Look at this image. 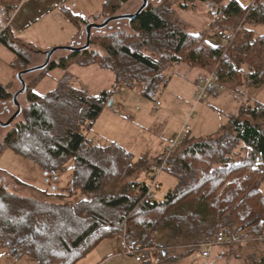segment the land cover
<instances>
[{
	"label": "trees",
	"instance_id": "trees-1",
	"mask_svg": "<svg viewBox=\"0 0 264 264\" xmlns=\"http://www.w3.org/2000/svg\"><path fill=\"white\" fill-rule=\"evenodd\" d=\"M22 1L0 0V5L11 11ZM127 1L102 0V10L90 17L92 21L79 16L73 21L78 28L98 23L100 17L103 22L121 15L119 9ZM148 1L137 16L127 19L130 32L122 28L100 32L107 25L95 29L86 48L72 45L80 49H65L67 54L49 59L24 81L26 105H17L10 115L4 127L11 126L0 147L36 163L45 173L55 172L72 158L71 191L84 192L86 197L48 201L0 186V242L11 256L31 258L34 264H78L109 239L156 248L159 261L153 262L146 251L138 263L157 264L172 258L165 248L183 237L189 245L184 252L191 253L218 232H247L253 237L264 232V104H241L234 116L238 119L215 136L196 139L185 134L167 160L173 183L160 198L156 196L159 181L149 189L147 177L154 168L116 143L101 142L92 132L115 88L124 84L153 101L169 81L165 71L171 64H184L202 74L217 71V81L225 89L264 85V32L255 34L252 27L264 24V0L247 5L237 0H159L157 5ZM207 1L220 6V13L228 16L226 23L242 25L230 41L212 44L206 30L191 32L170 21L175 4L188 10ZM9 26L0 32L3 42ZM15 52L22 65L16 70L21 72L28 68V55ZM75 62L110 70L111 86L90 96L67 77L44 95L33 91L48 69ZM10 96L8 88L0 86L5 108ZM19 114L22 118L13 123ZM164 232L172 243L159 239ZM249 242L264 244L251 240L227 246ZM256 264H264V255Z\"/></svg>",
	"mask_w": 264,
	"mask_h": 264
},
{
	"label": "rangeland",
	"instance_id": "rangeland-1",
	"mask_svg": "<svg viewBox=\"0 0 264 264\" xmlns=\"http://www.w3.org/2000/svg\"><path fill=\"white\" fill-rule=\"evenodd\" d=\"M237 1L247 5L252 0ZM148 2L157 5L159 0ZM101 3L102 0H23L19 5L12 20L15 19L10 21L6 32V42L0 40V86L7 87L11 95L17 93L14 100L12 96L7 99L6 108L0 101V140L11 126L4 127L2 124L8 122L17 105H26L23 93L18 94L21 82L16 79L19 73L16 69L22 65L15 51L28 55L26 67H38L43 64L48 49L64 46L76 36L78 38L72 45H83L87 38L86 26L78 28L73 17L79 16L92 21L90 17L97 16L102 10ZM141 3V0H128L121 5L119 13H132ZM173 7L169 19L174 25L191 32L206 30L212 44L224 42L223 30H217L214 24H210L212 20L206 3L197 4L196 8L188 10H180L176 4ZM102 20L100 17L96 22L100 23ZM252 27L255 34L264 32V24ZM118 28L130 32L127 18L109 22L100 32ZM95 29L98 28L91 26L89 33L94 34ZM95 49L102 52L97 47ZM65 54V49H58L51 54L50 59H57ZM36 72L22 73L21 78L26 82ZM165 74L169 76V81L153 101L134 89H128L124 84L115 88L113 98L111 96L114 102L110 105L119 111H113L107 104L92 124V132L101 138V142L116 143L124 147L134 158L141 157L152 169L161 162L168 139L180 132L184 121L189 126L180 140L185 134L196 139L215 136L233 120L238 119L234 116L238 115L241 104H264V85H243L230 90L217 84V89L207 88L203 99L197 100L196 91L203 86L200 79L211 73L202 74L199 69L184 64H171L166 68ZM197 76L198 80L195 81ZM63 78H67L74 87L84 88L90 96H95L102 89L110 87L113 73L95 63L75 62L66 68L55 66L48 69L34 83L32 89L35 93L44 95L55 90ZM211 89L215 92H210ZM21 118L19 114L13 123ZM72 168L73 159L70 158L55 172L45 173L36 163L24 160L11 150L0 147V186L18 195L56 202H73L85 198L86 193L71 191ZM149 173L151 176L153 171ZM157 181L160 186L156 196L160 198L172 185L173 178L164 169L157 176ZM261 189L264 191V184ZM165 235V232L159 235V239L172 243ZM187 243L183 237L175 245L167 246L165 249L169 250L168 256L172 258L157 264H256L260 256L264 255V244L249 242L232 246L216 245L212 248L210 257L203 259L198 256V250L184 252L189 247ZM123 251V241L103 240L78 264H140L133 256L119 253ZM156 260L159 261L157 258L152 259L153 262ZM0 264H34V260L25 256H11L0 242Z\"/></svg>",
	"mask_w": 264,
	"mask_h": 264
},
{
	"label": "built area",
	"instance_id": "built-area-1",
	"mask_svg": "<svg viewBox=\"0 0 264 264\" xmlns=\"http://www.w3.org/2000/svg\"><path fill=\"white\" fill-rule=\"evenodd\" d=\"M206 5L209 7L210 11V18L212 22L214 23V28L217 30H223V38L224 41H230L236 32L240 31L242 28V25H233L226 23L225 21L228 19V16L226 14L220 13V6L212 1H207ZM19 7V6H18ZM18 7L14 8L11 11H7L2 5H0V32H2L7 25L10 23L14 15L16 14V11ZM255 5L252 2L250 5V8H254ZM218 72H212L209 76H204L200 79V82H202L203 86L199 87L197 89V93L195 94V97L197 100H202L203 97L206 94L207 88H214L217 89L218 85ZM112 104V103H111ZM159 103H157V106ZM109 107L113 111H119L117 108H113L112 105H109ZM192 114L189 115L191 117ZM188 117V118H189ZM189 124L187 121H184L182 128L180 132L172 137L169 138L165 147H164V155L162 157L161 162L154 167L153 174L149 177H147L149 181V185L151 190L154 189L155 184L157 182V176L167 167V160L170 157L171 153L173 150L176 148V146L180 142V137L182 133H184L188 129ZM155 196V195H154ZM251 240H264V232L259 234L258 236H251L247 232H239V231H232L231 233L225 234L223 232H218L215 239L201 243L199 244L198 247V256L203 258V259H208L211 255L212 248L216 245H221V244H230V243H240V242H247ZM124 244V251L119 252V253H124L130 256H133L134 260L139 262L142 259V256L144 252L148 251L150 254L151 259L157 258V250L156 248H148L143 246L141 243H136L134 246H128ZM100 264V263H96Z\"/></svg>",
	"mask_w": 264,
	"mask_h": 264
},
{
	"label": "water",
	"instance_id": "water-1",
	"mask_svg": "<svg viewBox=\"0 0 264 264\" xmlns=\"http://www.w3.org/2000/svg\"><path fill=\"white\" fill-rule=\"evenodd\" d=\"M142 3L141 5L136 9V11H134L133 13L131 14H125V15H119V16H116V17H112V18H106L102 23H91V24H88L86 26V29H87V38H86V42L83 44V46L81 48H86L89 44V28H91V26L93 27H96V28H102L103 26L107 25L108 22L114 20V19H118V18H122V17H125L127 19H132L134 18L135 16H137L139 14V12L146 6L147 4V0H141ZM58 49H67V50H73V51H77L78 49H80V47L78 48H73L71 45L69 46H59V47H54L52 49H48L45 53H46V57H45V60L43 62V64L39 65L38 67L36 66H33V67H28L27 69L21 71L18 73L17 75V78L20 80L21 82V89L19 92H23L24 89H25V82L24 80L21 78V74L22 73H25V72H30V71H35V70H38V69H42L43 67H45L47 65V63L49 62V59H50V56L51 54L58 50ZM18 92V93H19ZM17 93L14 94V98L16 97ZM111 103V99L109 100L108 104L110 105ZM12 117L9 118V121L11 120ZM8 122L2 124V125H6ZM233 123V122H231Z\"/></svg>",
	"mask_w": 264,
	"mask_h": 264
},
{
	"label": "crops",
	"instance_id": "crops-1",
	"mask_svg": "<svg viewBox=\"0 0 264 264\" xmlns=\"http://www.w3.org/2000/svg\"><path fill=\"white\" fill-rule=\"evenodd\" d=\"M125 14H131V13H125ZM125 14H122V15H125ZM14 19H15V18H14ZM14 19H13V20H14ZM120 19H121V18H118V19H114V20H112V21L120 20ZM13 20H12V21H13ZM110 22H111V21H110ZM108 23H109V22H108ZM76 37H77V36H76ZM76 37H74V38H76ZM73 43H74V39H72L69 43H67V44L64 45V46H69V45L72 46ZM16 79H18V78L16 77ZM196 80H198V76L195 78V81H196ZM112 81H113V80H112ZM111 84H112V83H111ZM110 86H111V85H110ZM20 89H21V88H20ZM20 89H19V90H20ZM128 89H129V88H128ZM8 91H9V90H8ZM15 93H16V92H15ZM15 93H12L11 96L13 97ZM19 93H22V92H19ZM19 93H18V94H19ZM112 95H113V94H112ZM112 98H113V96H112ZM113 102H114V99H111V103H113ZM95 264H96V263H95Z\"/></svg>",
	"mask_w": 264,
	"mask_h": 264
},
{
	"label": "flooded vegetation",
	"instance_id": "flooded-vegetation-1",
	"mask_svg": "<svg viewBox=\"0 0 264 264\" xmlns=\"http://www.w3.org/2000/svg\"><path fill=\"white\" fill-rule=\"evenodd\" d=\"M12 99L14 100L15 98H14V97H12Z\"/></svg>",
	"mask_w": 264,
	"mask_h": 264
},
{
	"label": "bare ground",
	"instance_id": "bare-ground-1",
	"mask_svg": "<svg viewBox=\"0 0 264 264\" xmlns=\"http://www.w3.org/2000/svg\"><path fill=\"white\" fill-rule=\"evenodd\" d=\"M143 178V177H142ZM144 180V179H143Z\"/></svg>",
	"mask_w": 264,
	"mask_h": 264
}]
</instances>
